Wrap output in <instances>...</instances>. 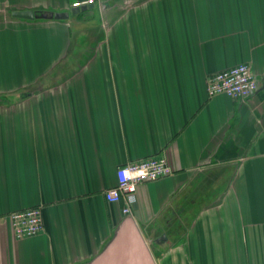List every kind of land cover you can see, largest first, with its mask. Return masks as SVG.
Listing matches in <instances>:
<instances>
[{
  "label": "crops",
  "instance_id": "obj_1",
  "mask_svg": "<svg viewBox=\"0 0 264 264\" xmlns=\"http://www.w3.org/2000/svg\"><path fill=\"white\" fill-rule=\"evenodd\" d=\"M85 1L0 0V264H89L125 219L155 264H264V0ZM241 64L259 90L209 98ZM154 156L173 175L126 216L105 192ZM34 207L44 231L17 239Z\"/></svg>",
  "mask_w": 264,
  "mask_h": 264
},
{
  "label": "built area",
  "instance_id": "obj_2",
  "mask_svg": "<svg viewBox=\"0 0 264 264\" xmlns=\"http://www.w3.org/2000/svg\"><path fill=\"white\" fill-rule=\"evenodd\" d=\"M96 0H87L74 4L75 8L95 5ZM259 90V81L252 68L241 64L211 75L207 79V95L214 98L226 95L232 99L245 101ZM173 175L165 156H154L122 166L117 171V184L105 192V199L111 204H124L122 212L129 216L140 186L165 179ZM12 228L17 239L39 235L45 229L42 209L34 207L12 213Z\"/></svg>",
  "mask_w": 264,
  "mask_h": 264
},
{
  "label": "water",
  "instance_id": "obj_3",
  "mask_svg": "<svg viewBox=\"0 0 264 264\" xmlns=\"http://www.w3.org/2000/svg\"><path fill=\"white\" fill-rule=\"evenodd\" d=\"M92 8L93 5H88L77 11ZM13 17L24 20H66L69 13L21 11L14 12ZM89 264H155V262L135 223L131 219H125L116 229L109 244Z\"/></svg>",
  "mask_w": 264,
  "mask_h": 264
}]
</instances>
